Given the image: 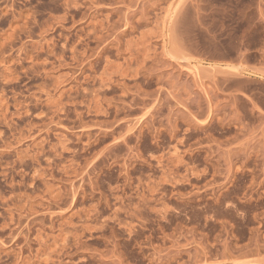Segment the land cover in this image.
Segmentation results:
<instances>
[{
    "label": "rangeland",
    "instance_id": "rangeland-1",
    "mask_svg": "<svg viewBox=\"0 0 264 264\" xmlns=\"http://www.w3.org/2000/svg\"><path fill=\"white\" fill-rule=\"evenodd\" d=\"M0 264H264V0H0Z\"/></svg>",
    "mask_w": 264,
    "mask_h": 264
}]
</instances>
